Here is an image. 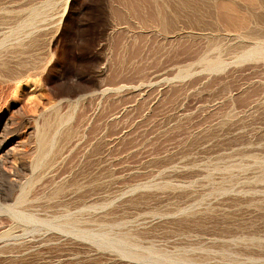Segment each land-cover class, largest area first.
<instances>
[{"label": "rangeland", "instance_id": "374dc122", "mask_svg": "<svg viewBox=\"0 0 264 264\" xmlns=\"http://www.w3.org/2000/svg\"><path fill=\"white\" fill-rule=\"evenodd\" d=\"M6 119L0 204L29 182L24 215L70 208L79 233L2 206L0 264H136L120 236L138 264H264V0H0Z\"/></svg>", "mask_w": 264, "mask_h": 264}, {"label": "bare ground", "instance_id": "6f19581e", "mask_svg": "<svg viewBox=\"0 0 264 264\" xmlns=\"http://www.w3.org/2000/svg\"><path fill=\"white\" fill-rule=\"evenodd\" d=\"M164 24V23H163ZM167 25V24H166ZM164 25L163 27L165 28ZM168 26V25H167ZM166 26V28H167ZM7 120V119H6ZM7 124H8V120L5 122V124H0V138H2V136L5 134V131L7 129ZM38 151L36 152V156L34 158V161H33V164L31 165V168H32V172L36 171V170H40L42 169V167H45L46 165H44V162L47 158V155H46V151H45V148H46V142H45V139L43 138H39L38 140ZM5 148H6V145H3L1 144L0 145V152H3L5 151ZM10 155L11 153L9 152V150H6L5 151V154H3V156L0 158V178L2 179V182H4L3 184H1V189H0V201L3 203V204H9L12 202V198H11V191H13L14 189H16L18 187L17 184H19L17 181L14 182L12 180H10V178H8V174L7 172L5 171L6 169V166L8 165V162H9V159H10ZM54 158V157H53ZM47 167V166H46ZM44 168V169H49V168ZM23 168L25 167H20V170H23ZM12 170H14V175L17 174V169H14L12 168ZM31 172V173H32ZM38 172V171H36ZM52 172V171H51ZM12 173V171H11ZM33 176V174H32ZM33 179V178H32ZM29 180V179H28ZM27 180V181H28ZM39 180V179H38ZM31 181V180H30ZM34 183V181H33ZM5 184H9L7 187ZM29 184V185H28ZM32 185V184H31ZM30 183L28 182L27 184H22L21 186H23L21 188V192L20 194L18 195V198H17V203L15 206L13 207H9V206H3L0 204V209H2V206H3V210L5 212H8L9 215L14 218L16 221L18 222H24L28 225H31L33 228H38V226H43L44 228L46 227L49 231L52 230V231H56V232H59L58 234H60V236L63 234L65 235L66 237H70V236H73L75 234H78L79 231L76 229V226H75V217L71 211V209H66L64 210L63 212L61 213H53L51 216H49V213L48 216L46 217L45 214V218H39L37 216H35L34 214L32 215H24L23 211L20 207L21 205L26 201L28 195H29V192L31 190V186ZM73 185V183H72ZM68 186V185H67ZM29 188V190L26 188ZM58 187V185H57ZM73 188V187H72ZM65 190V189H64ZM69 190V189H68ZM63 192V187L60 186V188H58L56 190V194L57 195H61ZM74 192V191H72ZM64 194V193H63ZM55 195V194H54ZM67 196V195H66ZM73 196V195H72ZM70 195V197H72ZM50 197V196H49ZM48 197V198H49ZM57 197V196H55ZM66 198V197H65ZM69 199V198H68ZM71 202V201H70ZM62 203V202H61ZM66 203V202H65ZM71 204V203H70ZM12 205V204H11ZM67 205V204H66ZM57 206V205H56ZM58 207H61V206H58ZM64 208V207H63ZM46 209V208H45ZM73 210V209H72ZM48 211V210H47ZM45 212V211H44ZM0 213L1 210H0ZM58 214V216H57ZM34 215V216H33ZM40 215V214H39ZM32 228V229H33ZM30 229V228H29ZM24 230V229H23ZM27 231V230H26ZM37 231H40V230H37ZM49 231H46L49 232ZM51 231V232H52ZM29 232V231H28ZM42 232V231H40ZM57 233H54V234H51L53 236V238H56ZM139 234V233H138ZM141 235V234H140ZM59 236V235H58ZM59 236V237H60ZM229 237V236H228ZM231 237V236H230ZM3 238V237H1ZM224 238V237H223ZM57 239V238H56ZM132 239V237H131ZM58 240V239H57ZM209 240V239H208ZM199 241V240H198ZM226 241V240H225ZM112 242H114L116 244V251L118 254L120 253V256L122 255V257H125V258H129L133 261H136L138 263H144V262H147L149 261V258H152V253H142L140 251H136V250H133L132 247L136 248V244H133L132 243V240H130L129 238L125 237V236H120V237H116V239H113ZM179 242V241H177ZM182 242V241H181ZM203 242V241H202ZM209 242V241H208ZM212 242V241H211ZM210 242V243H211ZM224 242V241H223ZM96 243V242H95ZM98 248H104L106 247V244H104L102 241H100L99 243H96V245H98ZM196 244V243H195ZM195 244L193 247H195ZM206 245V243H204ZM204 244H202L204 246ZM103 245V246H102ZM191 245V244H189ZM193 245V243H192ZM191 245V246H192ZM211 245V244H209ZM220 245V244H219ZM198 247V245H196ZM229 246V245H228ZM183 247V246H182ZM187 247V246H186ZM207 247H208V244H207ZM225 247L226 246H221V248L223 250H227ZM191 248V247H190ZM196 248V247H195ZM211 248V247H210ZM213 248V247H212ZM152 249V248H151ZM178 249V248H177ZM185 249V248H184ZM197 249V248H196ZM202 249V248H201ZM204 249V248H203ZM202 249V250H203ZM214 249V248H213ZM212 249V250H213ZM217 249V248H216ZM220 249V248H219ZM69 250V249H68ZM179 250V249H178ZM209 250V249H208ZM222 250V251H223ZM159 251V250H158ZM180 252H178L177 254H175L173 256L172 255H169L168 252H165L164 253H154V254H157L159 257L157 259H161L163 262H165L166 264H198L197 263V260L196 259H200L201 256L199 257H191L189 255H187V249L186 251H183L181 252V250H179ZM193 251V250H191ZM200 251V250H199ZM215 251V250H213ZM221 251V250H219ZM177 252V251H176ZM175 252V253H176ZM190 252V251H189ZM196 252V251H194ZM210 252V251H209ZM224 252V251H223ZM172 253V252H171ZM174 253V252H173ZM191 254V253H190ZM196 254H198L196 252ZM195 254V255H196ZM192 255V254H191ZM194 255V253H193ZM119 256V255H118ZM198 256V255H197ZM247 258H248V254L246 255ZM207 258V256H205ZM209 257V256H208ZM160 260V261H161ZM47 261V260H46ZM202 261V260H201ZM43 262V261H42ZM35 263V262H34ZM45 263V262H44ZM209 263V262H207ZM68 264H75L73 262H70ZM97 264V263H96ZM163 264V263H162ZM206 264V263H205Z\"/></svg>", "mask_w": 264, "mask_h": 264}]
</instances>
